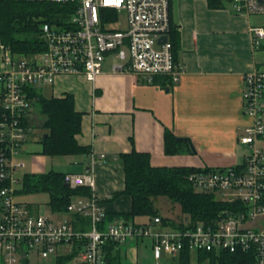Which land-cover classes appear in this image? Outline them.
I'll use <instances>...</instances> for the list:
<instances>
[{
	"label": "built area",
	"instance_id": "built-area-1",
	"mask_svg": "<svg viewBox=\"0 0 264 264\" xmlns=\"http://www.w3.org/2000/svg\"><path fill=\"white\" fill-rule=\"evenodd\" d=\"M70 6V17L62 24L39 23L44 49L16 54L0 42V253L4 264H18L19 254L40 258L71 256L75 264H108L110 254L119 253L129 242L149 241L154 261L163 255L176 262L189 253L196 264L200 252L220 254L242 251L253 257V264H264V71L256 70L243 78V114L249 124L238 137L249 148L244 162L225 168H199L187 180L199 193H208L231 210L211 222L189 218L165 225L161 216L143 223L123 219L100 228L105 212L95 195L93 165L82 174H64L70 188L88 187L90 197H79L66 209L69 218L53 220L31 214L27 206L14 200L21 183L16 171L23 163L14 162L30 127L25 125L34 90L52 86L60 76L82 75L94 81L102 73L108 56L115 61L112 71L131 73L145 82L167 77L177 82L182 69L174 59L170 32L171 0H27ZM239 13L264 15V0H230ZM124 12V29L113 28L118 13ZM255 47L264 40V28L252 27ZM165 36V42L159 40ZM105 155H99L104 158ZM110 197V196H108ZM83 219L89 222L82 229Z\"/></svg>",
	"mask_w": 264,
	"mask_h": 264
},
{
	"label": "crops",
	"instance_id": "crops-1",
	"mask_svg": "<svg viewBox=\"0 0 264 264\" xmlns=\"http://www.w3.org/2000/svg\"><path fill=\"white\" fill-rule=\"evenodd\" d=\"M169 16L177 41L175 59L183 71L179 80L156 77L148 83L131 73L113 72L111 56L94 81L82 75L58 77L50 86L52 96L72 94L75 109L82 113L77 141L89 147V153L41 154L40 140L46 135L39 126L42 119L36 120L33 114L27 121L31 118L29 127L36 126L41 132L39 149L28 150V133L13 157L14 162L23 163L16 171L18 178L30 174L23 171L27 164L34 171L31 174H82L89 166L91 152L96 155L94 192L106 216L130 211V198L113 194L124 189L119 155L132 149L148 153L154 167L225 168L244 162L249 148L238 140L249 124L242 110L243 78L256 70L264 71V40L255 47L250 31L252 27L264 28V15L236 12L230 0L218 8L210 7L207 0H171ZM165 131L176 138H188L194 152L181 142V153L165 154ZM28 154L31 157L26 162ZM101 154L105 157L99 158ZM21 195H14L17 203L26 205L31 214L43 215L38 203L18 200ZM47 208L49 213L44 215L53 220L70 217L67 212H54L49 205ZM118 220L115 217L104 226ZM138 244L131 240L123 247L118 253L120 264H136ZM29 256L20 253L18 264ZM0 264H4L1 253Z\"/></svg>",
	"mask_w": 264,
	"mask_h": 264
},
{
	"label": "trees",
	"instance_id": "trees-1",
	"mask_svg": "<svg viewBox=\"0 0 264 264\" xmlns=\"http://www.w3.org/2000/svg\"><path fill=\"white\" fill-rule=\"evenodd\" d=\"M223 0H207L212 8H218ZM70 6H60L52 3H41L27 0H0V42L9 46L16 54H31L44 49L39 38V23L47 20L62 24L71 14ZM169 41L175 59L177 47L176 36L170 28ZM176 61V59H175ZM33 103H37L42 116L40 128L45 131V137L40 140L43 155L69 156L88 154L89 147L80 145L77 135L81 133L82 113L75 109L72 94L66 93L60 97H44L34 90ZM25 120L24 124L29 126ZM164 152L167 155L179 154L181 142L171 132L164 133ZM124 173V189L113 194L128 196L131 208L127 213L118 215L107 214L100 225L105 228L115 217L134 222L135 217L151 218L161 216L165 225L172 227L176 223L160 215L153 202L159 197L167 198L171 203L178 204L180 212L193 222H211L222 217L231 210L232 204L221 202L208 193L196 192L188 182V174L199 170L193 167H154L150 163L148 153L137 152L132 149L128 153L119 155ZM208 169V168H207ZM64 174L50 171L46 174H24L21 177V187L15 194H32L44 192L48 195L49 207L54 212L65 213L67 206L74 197H90L88 187L70 188L65 186ZM6 186L0 181V190ZM112 196V197H113ZM1 210V200H0ZM82 229L89 227L87 219H83ZM71 256L57 258L58 264H65ZM118 253L110 254L108 264H120ZM176 264H192L187 251L181 253ZM196 264H253V257L245 252H222L220 254L200 252L196 257Z\"/></svg>",
	"mask_w": 264,
	"mask_h": 264
},
{
	"label": "rangeland",
	"instance_id": "rangeland-1",
	"mask_svg": "<svg viewBox=\"0 0 264 264\" xmlns=\"http://www.w3.org/2000/svg\"><path fill=\"white\" fill-rule=\"evenodd\" d=\"M224 2H226L227 0H223ZM126 25V18H125V14L124 12H120L118 13L117 16V20L113 25V28L115 29H124ZM112 61L115 64L116 62H119L118 60H114L112 58ZM56 82V81H55ZM39 93L42 94L44 97H51L53 95L50 86H44L41 89H39ZM34 114V118L38 121H40L42 119L41 114L39 113V107L37 105V103H33L32 101V114L29 115L30 117H32ZM29 122L31 121V118H29ZM30 125V124H29ZM40 125V123H39ZM29 138L30 140H28L30 143L28 145V150L30 151H36L39 149V140L38 138H40L39 135H41V132L39 129H37L36 126L34 127H30V131H29ZM249 151L247 150V153ZM26 154V152H25ZM25 157H27L25 155ZM31 157L30 154H28V157L25 159V161L27 162L28 159ZM63 168L61 169L62 172ZM23 171L26 173H32L34 171H32L30 169V167L27 166L23 168ZM48 198V195L44 192H38V193H32V194H23L19 197H17L18 200L20 201H28L31 203H38L39 204V212L40 214H45V213H49L48 212V208L46 203V200ZM154 206L159 210L160 215L167 217L168 219L174 221L175 223L177 221H182L185 220L186 217L183 216V214L180 212V207L178 204H173L171 203L167 198L165 197H159L157 199L154 200L153 202ZM135 221H140V220H146V217L141 218V217H135L134 218ZM55 258L53 256H50L48 258H40L37 257L36 254L31 253L28 260L24 261L23 264H56L55 263ZM65 264H75L74 260H70L67 261ZM136 264H176V262L170 260L167 256L163 255L162 260L157 263L156 261L153 260L152 258V254L150 252V248H149V241L145 240L143 242H139L138 244V249H137V261Z\"/></svg>",
	"mask_w": 264,
	"mask_h": 264
},
{
	"label": "water",
	"instance_id": "water-1",
	"mask_svg": "<svg viewBox=\"0 0 264 264\" xmlns=\"http://www.w3.org/2000/svg\"><path fill=\"white\" fill-rule=\"evenodd\" d=\"M165 40H166V37L163 36V37L159 40V42L162 43V42H165ZM177 140L180 141V142H186V143L188 144L190 150H191L192 152H194V149H193L192 143H191V141H190L188 138H177ZM65 186H68V185L65 183Z\"/></svg>",
	"mask_w": 264,
	"mask_h": 264
}]
</instances>
